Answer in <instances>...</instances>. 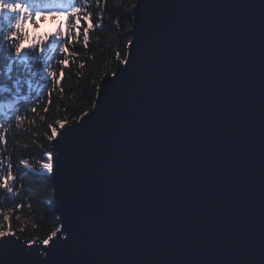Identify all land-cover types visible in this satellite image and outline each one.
<instances>
[{"label":"water","instance_id":"1","mask_svg":"<svg viewBox=\"0 0 264 264\" xmlns=\"http://www.w3.org/2000/svg\"><path fill=\"white\" fill-rule=\"evenodd\" d=\"M123 61L49 142L46 242L0 264H264V0H135Z\"/></svg>","mask_w":264,"mask_h":264},{"label":"trees","instance_id":"2","mask_svg":"<svg viewBox=\"0 0 264 264\" xmlns=\"http://www.w3.org/2000/svg\"><path fill=\"white\" fill-rule=\"evenodd\" d=\"M45 1L0 0V234L28 244L58 229L49 142L90 110L100 79L125 59L135 3ZM48 22L55 30L40 36Z\"/></svg>","mask_w":264,"mask_h":264},{"label":"bare ground","instance_id":"3","mask_svg":"<svg viewBox=\"0 0 264 264\" xmlns=\"http://www.w3.org/2000/svg\"><path fill=\"white\" fill-rule=\"evenodd\" d=\"M42 1H44L43 3H44V5H46L47 3H48V1H45V0H42ZM42 4V3H41ZM61 20H62V23H64L63 21V19L61 18ZM37 23V22H36ZM55 23H53V25H54ZM45 29H47V27L46 26H44V27H42V28H40V31H38V34L40 35V36H43V32H44V30ZM41 33V34H40Z\"/></svg>","mask_w":264,"mask_h":264},{"label":"rangeland","instance_id":"4","mask_svg":"<svg viewBox=\"0 0 264 264\" xmlns=\"http://www.w3.org/2000/svg\"><path fill=\"white\" fill-rule=\"evenodd\" d=\"M46 25H48V26H46L47 29H45L44 31L53 32V30H55V28H56L55 24L53 25L52 23L50 24L49 22H48V24H46ZM34 32H37V31H34ZM40 34H41V33H40Z\"/></svg>","mask_w":264,"mask_h":264}]
</instances>
